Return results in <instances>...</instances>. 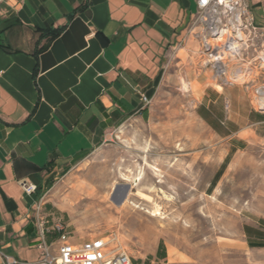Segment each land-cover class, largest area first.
<instances>
[{"label": "crops", "instance_id": "crops-1", "mask_svg": "<svg viewBox=\"0 0 264 264\" xmlns=\"http://www.w3.org/2000/svg\"><path fill=\"white\" fill-rule=\"evenodd\" d=\"M196 9V0H0V264L39 259V196L146 109L142 96L152 98ZM252 10L264 25L260 0ZM235 93L226 91L228 136L264 145V111Z\"/></svg>", "mask_w": 264, "mask_h": 264}, {"label": "rangeland", "instance_id": "rangeland-1", "mask_svg": "<svg viewBox=\"0 0 264 264\" xmlns=\"http://www.w3.org/2000/svg\"><path fill=\"white\" fill-rule=\"evenodd\" d=\"M188 40L169 48L146 109L39 196V217L75 242L117 233L134 264H264V145L228 136L226 91L246 92L216 82Z\"/></svg>", "mask_w": 264, "mask_h": 264}, {"label": "built area", "instance_id": "built-area-1", "mask_svg": "<svg viewBox=\"0 0 264 264\" xmlns=\"http://www.w3.org/2000/svg\"><path fill=\"white\" fill-rule=\"evenodd\" d=\"M264 5V0H260ZM197 9L173 49L187 39L198 42L200 64L211 71L220 85H241L250 104L264 111V25L256 22L253 0H196ZM145 105L151 99L142 96ZM26 194L37 191V185L22 180ZM37 217L39 259L31 264H134L132 256L117 233L74 242L60 223L48 225ZM18 260L5 257V264Z\"/></svg>", "mask_w": 264, "mask_h": 264}, {"label": "bare ground", "instance_id": "bare-ground-1", "mask_svg": "<svg viewBox=\"0 0 264 264\" xmlns=\"http://www.w3.org/2000/svg\"><path fill=\"white\" fill-rule=\"evenodd\" d=\"M126 186H127V188H126ZM122 187L124 188V191H125V189L127 190V194H128V191L130 190V185L126 184V185H124ZM116 191H118V190H116ZM138 195H139L140 198L144 199L145 201L151 202L152 197L150 195H148L146 193H143L142 191L139 192ZM126 197H127V195H126ZM126 197H125V199H126ZM150 215L153 216V217L160 216L161 215L160 209L159 208L154 209L152 212H150ZM194 254H197L199 256H203V251H199L198 253H194Z\"/></svg>", "mask_w": 264, "mask_h": 264}, {"label": "water", "instance_id": "water-1", "mask_svg": "<svg viewBox=\"0 0 264 264\" xmlns=\"http://www.w3.org/2000/svg\"><path fill=\"white\" fill-rule=\"evenodd\" d=\"M122 184H119V185H116L115 186V190L114 191H116V190H118L120 187H122L121 186ZM126 188H127V186H126ZM126 195H127V190L125 189V191L122 193V195H120L118 198H116L115 196H113V201L115 202V203H117V204H121L124 200H125V197H126Z\"/></svg>", "mask_w": 264, "mask_h": 264}, {"label": "trees", "instance_id": "trees-1", "mask_svg": "<svg viewBox=\"0 0 264 264\" xmlns=\"http://www.w3.org/2000/svg\"><path fill=\"white\" fill-rule=\"evenodd\" d=\"M59 31L58 30H53V34H58Z\"/></svg>", "mask_w": 264, "mask_h": 264}]
</instances>
